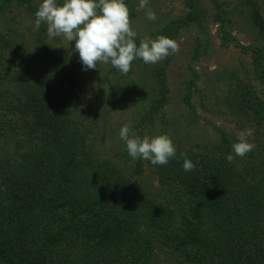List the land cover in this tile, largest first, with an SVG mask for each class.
Returning <instances> with one entry per match:
<instances>
[{
    "label": "trees",
    "instance_id": "obj_1",
    "mask_svg": "<svg viewBox=\"0 0 264 264\" xmlns=\"http://www.w3.org/2000/svg\"><path fill=\"white\" fill-rule=\"evenodd\" d=\"M212 2L228 44V14ZM13 3L29 0H2L0 9ZM184 4L186 14L159 34L174 39L180 29L197 27L196 58L204 52L203 15L195 0ZM42 42L37 35L43 62L65 85L61 93L46 80L0 69V141L7 145L0 148V264H154L158 245L176 249L185 264H264V178L254 167L239 177L214 148L179 152L167 165L154 166L159 190L139 192L138 165L99 157L103 125L65 96L74 83ZM251 53L255 77L262 80L260 49ZM167 62L156 71L159 97L143 122L165 102ZM236 106L254 120L263 116L264 107L249 92ZM182 154L196 164L194 171L183 170ZM170 204L196 219L192 232L177 226Z\"/></svg>",
    "mask_w": 264,
    "mask_h": 264
},
{
    "label": "rangeland",
    "instance_id": "obj_2",
    "mask_svg": "<svg viewBox=\"0 0 264 264\" xmlns=\"http://www.w3.org/2000/svg\"><path fill=\"white\" fill-rule=\"evenodd\" d=\"M195 1L203 15L204 29L201 31L204 36L202 34L201 39L204 52L195 58L197 39H200L197 27L190 25L175 35L173 40L179 44L180 50L168 56L164 67L165 102L149 122H143L142 117L159 97L155 74L165 59L156 64H145L137 58L127 75L121 74L110 63L84 71L79 53L75 51V41L68 42L63 36L50 38L46 23H41L42 33H39L40 27H35L34 14L43 0H29L28 4L13 3L0 9V69L16 77L23 75L29 80H46L61 93L65 85L57 75L53 76L43 62V52L35 44L39 35L49 53L65 65L74 83L72 93L66 92L65 96L85 115L92 120L98 119L103 125L104 141L96 146L99 157L127 167L138 165L140 173L135 181L139 192L150 195L158 191L157 177L150 161L133 160L129 156L126 143L119 136L124 125L141 139L167 135L176 147V155L188 151L212 152L214 148L239 177L251 166L258 177L264 178V112L262 118L254 120L241 113L236 106L239 97L249 92L264 107V78L258 80L255 77L251 53V49H260L264 73L263 2L216 0L228 14L226 33L229 43L223 44L214 19L216 6L212 0ZM127 2L133 12L130 20L132 29L137 33V46L141 40H155L160 36V29L187 12L184 0H148L147 8L140 11L137 10L139 0ZM57 3L62 6L64 0H57ZM148 8L155 13V21L146 18ZM27 124L31 123L27 121ZM241 131L250 133L247 142L255 145V149L243 158L235 156L232 148L234 143L239 142L237 134ZM6 146L0 141L2 150ZM228 154L235 157L232 162L227 161ZM186 199L190 196L181 195L182 201ZM169 207L175 214L177 226L185 233L192 232L196 219L177 205L170 204ZM175 250L158 245L152 262L185 264Z\"/></svg>",
    "mask_w": 264,
    "mask_h": 264
},
{
    "label": "clouds",
    "instance_id": "obj_3",
    "mask_svg": "<svg viewBox=\"0 0 264 264\" xmlns=\"http://www.w3.org/2000/svg\"><path fill=\"white\" fill-rule=\"evenodd\" d=\"M148 0H139L138 11L145 10ZM35 27L47 24L50 38L63 36L68 42L75 41V51L84 66L82 70L96 69L100 64H111L121 74L127 75L132 62L140 58L145 64H156L169 55L179 52V44L163 35L155 40H141L135 43L137 33L132 29L130 11L125 0H64L62 6L57 0H43L35 13ZM146 18L157 19L148 8ZM245 131L237 134L238 143L232 145L235 156L245 157L255 149L247 142ZM125 141L129 156L133 159L150 161L154 166H165L176 155V147L167 135L145 136L141 139L129 126L124 125L119 132ZM184 156L183 170L194 171L196 164ZM228 154V162L234 160Z\"/></svg>",
    "mask_w": 264,
    "mask_h": 264
}]
</instances>
